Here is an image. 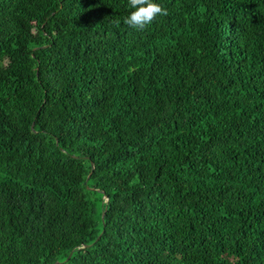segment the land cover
Returning <instances> with one entry per match:
<instances>
[{"label":"trees","instance_id":"1","mask_svg":"<svg viewBox=\"0 0 264 264\" xmlns=\"http://www.w3.org/2000/svg\"><path fill=\"white\" fill-rule=\"evenodd\" d=\"M156 2L0 0V264H264V0Z\"/></svg>","mask_w":264,"mask_h":264},{"label":"clouds","instance_id":"2","mask_svg":"<svg viewBox=\"0 0 264 264\" xmlns=\"http://www.w3.org/2000/svg\"><path fill=\"white\" fill-rule=\"evenodd\" d=\"M131 11L125 18V23L131 27H144L155 17L166 15V11L156 0H129Z\"/></svg>","mask_w":264,"mask_h":264},{"label":"water","instance_id":"3","mask_svg":"<svg viewBox=\"0 0 264 264\" xmlns=\"http://www.w3.org/2000/svg\"><path fill=\"white\" fill-rule=\"evenodd\" d=\"M94 168H95V166H94V163H93V170H94ZM93 170H92V172H93ZM91 176V174L88 176V178ZM85 184H87V181L85 182ZM93 189V188H92ZM104 215H105V212L103 213V219H104ZM70 256H71V254H70Z\"/></svg>","mask_w":264,"mask_h":264}]
</instances>
